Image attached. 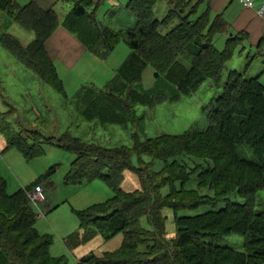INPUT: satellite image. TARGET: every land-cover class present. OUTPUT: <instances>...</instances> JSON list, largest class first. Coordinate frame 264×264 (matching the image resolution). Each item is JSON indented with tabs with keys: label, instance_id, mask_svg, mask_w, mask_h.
<instances>
[{
	"label": "trees",
	"instance_id": "1",
	"mask_svg": "<svg viewBox=\"0 0 264 264\" xmlns=\"http://www.w3.org/2000/svg\"><path fill=\"white\" fill-rule=\"evenodd\" d=\"M63 1L72 5L60 21L53 8L43 9L34 0L24 4L0 0V10L35 30L34 38L26 45L9 33L0 36V43L41 81L64 93L44 47L59 23L97 57L103 58L119 39L124 40L130 51L105 87L89 86L76 93L81 115L92 114L100 119L104 112L113 111V115L120 114L119 118L111 116L105 122L125 123L129 118L124 112L138 104L150 107L164 99H178L196 91L206 79L221 87L209 102L208 124L203 128L191 127L180 134L161 133L144 139L133 133L131 146H102L68 133L56 139L46 138L75 153L66 181L84 184L98 178L112 191L103 201L73 208L81 232L64 239L71 247L99 231L104 238L121 232V243L101 254L90 251L78 258L77 264H264V213L255 212L248 197L264 187V85L258 75H248L251 56L242 67L228 69L221 80L243 34L228 36L223 47L217 48L214 35L223 31L224 22L219 14L210 20L206 12L191 18L200 0H170L172 5L161 19L154 11L158 0H127L124 7L136 21L121 30L96 21L95 10L102 0ZM176 18L177 22L170 25ZM168 25L165 32L160 30ZM148 65L154 70L155 87H130L139 81ZM163 81L171 86L169 92L160 88ZM95 101L100 105L93 109ZM0 132L8 145L17 146L26 156L36 153L24 143L23 136H30L13 132L2 112ZM40 138L33 136L32 140ZM240 143H247L258 160L239 156L236 146ZM132 155H136L137 165L132 163ZM143 156L150 160L144 161ZM155 159L162 161L159 169L151 167ZM126 169L138 176L140 189L127 191L121 187ZM49 175L50 171L13 193L6 191V183L0 178V264H66L62 257L49 253L52 238L37 231L36 214L28 204V189ZM191 176H195V188L184 185ZM163 187L167 188L165 193L161 191ZM202 188L211 190L212 195L201 192ZM231 194L244 200L231 201ZM221 200L226 202L219 208L194 215L176 213ZM163 207L174 211L173 237L165 236ZM230 232L243 236V250L212 239Z\"/></svg>",
	"mask_w": 264,
	"mask_h": 264
},
{
	"label": "rangeland",
	"instance_id": "2",
	"mask_svg": "<svg viewBox=\"0 0 264 264\" xmlns=\"http://www.w3.org/2000/svg\"><path fill=\"white\" fill-rule=\"evenodd\" d=\"M25 1L28 0H16L18 3ZM126 1L120 0L115 5L107 0L101 2L95 10V19L99 25H108L114 30L133 26L136 19L134 14L124 7ZM71 5L70 1L57 0L50 8L56 11L61 21L70 11ZM166 5V0H158L155 3L154 11L159 19L165 15ZM177 20V18L174 19L170 25L175 24ZM170 25L162 26L160 30L165 32ZM58 26L62 25L59 23ZM3 33L13 35L23 45L28 44L35 36L34 26L22 25L0 10V36ZM214 44L220 48L217 39L214 40ZM237 48L238 44L232 58L226 63L221 80L225 79L228 69L242 67L246 62L247 57L238 56ZM53 51L58 53L57 49ZM129 51L127 43L119 39L114 49L103 58L96 56V59H93L80 56L78 62L68 65L71 59H68L66 64L61 61L63 58H57L60 57L57 56L58 54H55L57 57H52V59L48 56L61 80L64 89V93H62L52 85L41 81L31 69L26 68L0 43V112L5 114L13 132H22L26 136H30H23L24 143L26 148L29 146L36 151L31 157L26 156L17 146L8 145L4 134L0 132V178L6 183V191L13 193L17 189L25 188L41 179L45 173L50 171L48 179L37 183L42 187L45 198L36 203L29 201L28 204L36 214L34 226L37 231L52 238V243L48 248L49 253L55 257H62L66 264H77L78 258L90 251L101 254L103 250L117 248L121 243L122 234L118 232L109 238H104L99 231L91 239L76 246L70 247L65 242L64 238L67 235L81 231L78 217L73 208L82 209L103 201L112 194V191L98 178L84 184L66 181L65 176L75 153L48 141L46 138L56 139L63 133H68L84 141H94L102 146H131L133 133H137L138 139H144L161 133L180 134L191 127L203 128L208 124L209 102L221 91L220 86H215L210 79H206L196 91L180 95L178 99H164L150 107L136 105L127 113L124 112L129 118L125 123H106L105 121L111 119V116L119 118L120 114L113 115V111L104 112L106 114L100 119L94 118L91 116L92 114L81 115L76 102V93L89 86L103 89ZM153 71L150 65L146 66L139 81L131 83L129 86L138 90L154 88L156 79ZM170 87L165 81L160 86L166 92H169ZM121 96L124 97L122 94ZM99 105L100 102L95 101L91 107L96 109ZM33 136L42 138L40 141H33ZM236 152L243 158L258 160L247 143L238 144ZM143 159L144 161L150 160L148 156H143ZM131 161L137 165L136 155H132ZM161 165L162 161L155 159L151 167L159 169ZM236 172L238 173V171ZM248 176L249 174L246 173L245 177ZM241 177L245 180V177ZM120 185L127 191L141 187L138 176L130 169L124 170ZM184 185L187 188H195V176L186 180ZM30 189H28L27 195ZM161 191L165 193L167 188L163 187ZM200 191L212 195V191H208L206 188H202ZM248 197L254 211L264 213V187L257 190L253 197L252 195ZM229 199L236 202L244 200L237 194H231ZM225 202V200H221L216 204L206 203L194 208L179 209L176 213L177 215H194L224 206ZM162 213L166 216L165 236L173 237L175 231L173 234H170L169 231L175 229L174 211L169 207H163ZM143 221L145 220L143 219ZM212 239L220 244L243 250L244 238L241 234L230 232Z\"/></svg>",
	"mask_w": 264,
	"mask_h": 264
},
{
	"label": "crops",
	"instance_id": "3",
	"mask_svg": "<svg viewBox=\"0 0 264 264\" xmlns=\"http://www.w3.org/2000/svg\"><path fill=\"white\" fill-rule=\"evenodd\" d=\"M28 1H25L24 3ZM34 1L44 9L52 7L53 4L57 2V0ZM103 1L104 0L101 2ZM107 1L115 5L118 4L117 2L120 0ZM166 1L167 12L172 5V2L170 0ZM263 3L264 0H250L248 4L242 0H200L196 6V11L192 14L191 18H195L203 12L208 14L210 20L213 19L215 15L219 14L221 16L224 22V29L222 32L214 35V40H218L220 48L223 47L225 39L228 36H233L235 34L239 35L242 33L243 38L239 41L237 48L238 56L243 58L251 56L248 75H258L260 81L264 85V16L257 13V9ZM44 47L47 55L51 59L52 57L60 56L57 58H63L61 61H64L66 64L67 60L71 59L70 62H68V65L78 62L80 56L96 59V56L88 52L86 47L78 38H76V36L62 26L56 27V30H54L45 41ZM54 49H57L58 53L53 51ZM55 54L58 55L56 56ZM169 233L173 234L174 230H170Z\"/></svg>",
	"mask_w": 264,
	"mask_h": 264
},
{
	"label": "built area",
	"instance_id": "4",
	"mask_svg": "<svg viewBox=\"0 0 264 264\" xmlns=\"http://www.w3.org/2000/svg\"><path fill=\"white\" fill-rule=\"evenodd\" d=\"M244 1L246 4H248L250 2V0H242ZM257 13L259 15H263L264 16V3L257 9ZM28 200L31 201L32 203H36L39 201H42L45 198L43 189L40 185H34L30 191L28 192Z\"/></svg>",
	"mask_w": 264,
	"mask_h": 264
}]
</instances>
